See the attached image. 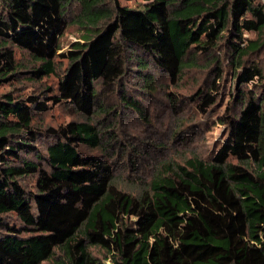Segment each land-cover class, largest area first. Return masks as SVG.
Returning a JSON list of instances; mask_svg holds the SVG:
<instances>
[{"label":"trees","instance_id":"obj_1","mask_svg":"<svg viewBox=\"0 0 264 264\" xmlns=\"http://www.w3.org/2000/svg\"><path fill=\"white\" fill-rule=\"evenodd\" d=\"M71 2L78 5L73 23L81 39L58 53ZM119 2L0 0V84L19 73L13 47L33 62L25 70L31 80L56 75L55 58L67 60L57 94L0 97V264H41L56 249L60 264H105L87 243L105 251L109 264H264V3L141 0L129 8ZM215 51L229 57L233 84L225 140L209 159L164 163L137 194L115 185L107 161L79 151L100 145L94 124L34 129V116L49 101L70 104L86 119L104 111L103 97L120 86L128 63L152 89L149 64L174 85L201 55L214 64L209 90L193 97L206 114L223 73ZM41 136L50 138L44 154L35 145ZM24 177H34L33 189L23 186ZM10 213L20 226L4 219Z\"/></svg>","mask_w":264,"mask_h":264},{"label":"rangeland","instance_id":"obj_2","mask_svg":"<svg viewBox=\"0 0 264 264\" xmlns=\"http://www.w3.org/2000/svg\"><path fill=\"white\" fill-rule=\"evenodd\" d=\"M264 3V0H255ZM120 5L138 8L141 0H120ZM78 5L71 2L67 5L68 26L60 37V50L67 51L70 46L80 40L81 30L73 23ZM244 37L255 39L256 33L246 32ZM20 63L19 73L14 78L0 84V97L11 93L14 97L36 95L43 99L46 95L57 94L58 75L66 67L67 60L57 57L55 61L57 74L31 80L25 70L33 66L26 52L13 47ZM221 51H215L219 57L223 73L218 80L215 103L208 108L206 114L200 113L193 100L200 89L209 90L214 77V64L206 55L198 57V66L184 69L182 78L172 84L169 77L149 64L147 73L154 77L153 88L143 84L137 75L133 63L127 64V72L120 81L124 92L138 101L143 114L135 111L122 97L118 84L113 93L103 97L104 111H95L92 118L86 119L70 104H53L49 101L48 110L34 116V129L40 131L47 127H58L70 121H87L94 124L100 132L101 143L96 148L80 145L83 154L101 157L107 161L113 174V182L118 188L137 194L147 186L164 163H183L187 158L198 156L210 158L225 140L228 127L224 119L234 112L232 95L233 84L229 78L228 59ZM220 53V54H218ZM253 57H263L256 54ZM132 68L134 70L130 71ZM46 89H50V92ZM107 92V91H106ZM110 110V112H108ZM50 138L39 137L35 145L44 154L45 146ZM21 183L27 189H33L34 177H24ZM10 224L20 226L21 223L13 213L4 215ZM88 251L99 262L109 264L107 253L87 243ZM61 254L56 249L53 257L41 264H60L57 258Z\"/></svg>","mask_w":264,"mask_h":264}]
</instances>
